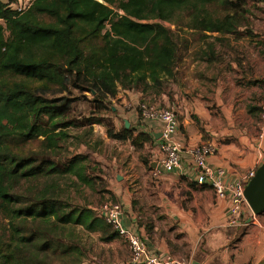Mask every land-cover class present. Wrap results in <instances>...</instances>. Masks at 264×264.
I'll use <instances>...</instances> for the list:
<instances>
[{"label":"trees","instance_id":"16d2710c","mask_svg":"<svg viewBox=\"0 0 264 264\" xmlns=\"http://www.w3.org/2000/svg\"><path fill=\"white\" fill-rule=\"evenodd\" d=\"M18 2L0 0L1 208L7 215L110 230L92 208L62 205L60 186L53 183L45 184L38 203L12 208L21 200L12 192L13 184L22 179L46 182L69 175L82 185L97 183L88 154L75 153L63 165L52 158L72 137L69 129L79 126L70 118L75 98L68 93L72 88L90 93L102 110L110 108L120 88L160 92L176 78L181 60L173 26L195 30L204 40L209 33H235L247 23L243 20L250 9L244 0H33L27 8H14ZM108 128L109 136L132 137L130 129L115 134ZM115 237L112 229L103 239ZM43 241L41 247L54 252L60 246L65 254L74 251L58 242L53 248L48 238ZM16 254V247H0V264H11Z\"/></svg>","mask_w":264,"mask_h":264},{"label":"crops","instance_id":"0c3cea01","mask_svg":"<svg viewBox=\"0 0 264 264\" xmlns=\"http://www.w3.org/2000/svg\"><path fill=\"white\" fill-rule=\"evenodd\" d=\"M259 5L256 25L250 31L243 28L241 37L209 33V38L189 47L186 56L191 61L177 76L174 89L144 92L120 88L111 99L109 114L104 115L110 119L108 125H88L96 127L92 131H97L95 136L104 145L103 151L99 145L93 153H81L88 154L96 167L91 173L97 183L90 187L72 178L82 187L102 192L106 199L121 202L125 226L140 233L159 256L177 255L190 264H264V213L247 225H230L231 200L197 184L193 159L186 150L213 141L217 153L208 162L225 168L229 180L243 177L264 162V140L259 136L263 100L252 98L258 88L264 91V2ZM234 44L239 45L237 59L226 55ZM145 100L161 107H179L180 126L174 138L185 147L183 164L159 178L152 176V168L161 155L160 138L156 137L161 123L141 118L139 105ZM108 127L115 134L130 129L132 137L109 136ZM106 165L114 178L108 176ZM102 240L123 244L122 257L129 255L127 244L119 237ZM120 256L119 249H113L114 264L124 263Z\"/></svg>","mask_w":264,"mask_h":264},{"label":"rangeland","instance_id":"374dc122","mask_svg":"<svg viewBox=\"0 0 264 264\" xmlns=\"http://www.w3.org/2000/svg\"><path fill=\"white\" fill-rule=\"evenodd\" d=\"M32 1L33 0H19L17 4H13V7L24 9L27 8ZM244 2V7L250 9V12L245 16L246 19L243 20L244 23H247L240 26L235 33H228L232 35L231 37H241L243 28L248 27V31H250L252 29L251 26L256 25L257 16L260 12L258 10L260 7L259 3L264 2V0H244ZM173 29L175 31L176 39L180 45L181 60L178 65L179 70L176 75V78H178L181 76L182 68L186 67L189 60L191 61L190 55L186 56L187 50L191 46H196L197 42L202 38L200 33L195 30L188 29L185 26H173ZM221 48L222 46L220 49ZM231 49H233V51H230ZM230 50L226 55L231 59H237L239 54V45H230ZM252 58L254 57L252 56ZM261 77L264 79V74H261ZM176 78L167 81L165 86L166 90L174 89L177 83ZM56 93L57 92H53V94ZM68 96L75 98L70 118L76 121L79 126L71 127L69 129L72 137L66 141L60 151L52 155L53 160L60 165H63L75 153H88L87 151L89 150L93 153L99 145V148L102 146L104 147L103 142L102 145L101 142H99L100 138L95 136L97 131H92L93 128L95 129L96 127L92 128L88 125L91 121H93V119H101L102 122H106L105 125H108L110 121L108 117H104V115L109 114V108L98 110V108H96V103L93 100V96L90 93H82L79 90L72 88V92L71 94L68 93ZM252 98L263 100L261 107H264L263 89L258 88V90L253 93ZM169 107L174 108L172 104H170ZM175 108H178L179 110L178 106ZM103 147L100 151H103ZM109 152L110 149L106 148V154ZM92 153L89 154L92 156ZM104 156L107 160H109L106 155ZM105 170L110 179L114 178L112 177V170L108 167V165H106ZM51 183L60 186V191L58 190L57 193L58 200L62 205L69 209L79 207L82 208L89 205H91V207H98L104 201L111 200L106 199L105 194L103 195L102 192L97 193L95 190L82 187L69 175H56L49 177L46 182H44L43 178L22 179L15 182L13 184L12 192L19 193L21 200L13 203L12 208L17 209L38 203L39 199L37 196L40 191L44 188L45 184ZM100 185L103 190L105 183ZM13 213L14 214L7 215L5 211L3 212L0 200L1 251L14 247H16L17 251L16 258L11 264H78V262L80 263L82 260L88 264H114L117 263V259L113 257V249H119L121 252L119 260L124 262L122 264H130V252L125 258L122 257L125 253V247H123V244L113 245L112 242L102 240L103 237L112 233V229H107L106 231H88L79 225L57 223L55 218L43 220L30 215H16L15 212ZM33 233H36L37 235L32 238L30 234ZM47 238L53 240L51 246L53 248H55V242H58L64 244L65 246L74 247V251L69 254H65L63 253L64 246H60L61 248H59L57 252H54L50 247H41L44 242L43 240Z\"/></svg>","mask_w":264,"mask_h":264},{"label":"built area","instance_id":"2783aa9c","mask_svg":"<svg viewBox=\"0 0 264 264\" xmlns=\"http://www.w3.org/2000/svg\"><path fill=\"white\" fill-rule=\"evenodd\" d=\"M117 12L119 14L124 13L118 9ZM108 28H110V23L106 25V29ZM139 112L143 120H153L161 123L159 143L161 155L156 161V166L152 168V176L159 178L164 171L180 169L183 164V150L185 147L174 138L180 126L178 110L175 107H161L145 100L140 103ZM259 136L261 140H264V108L261 113ZM186 150L193 159L197 184L209 186L215 191L217 197L231 200L228 214L229 224L232 226L247 225L251 219L252 221L255 220L257 215L248 204L245 190L259 166L250 170L241 178L229 180L225 168L213 167L208 162V158L217 153V145L213 141H204L190 146ZM94 210L127 244L130 252V264H190L189 261L177 255L159 256L151 251L144 237L123 223V205L121 202L107 200L95 207Z\"/></svg>","mask_w":264,"mask_h":264},{"label":"water","instance_id":"95a60500","mask_svg":"<svg viewBox=\"0 0 264 264\" xmlns=\"http://www.w3.org/2000/svg\"><path fill=\"white\" fill-rule=\"evenodd\" d=\"M129 127V122H126ZM157 138L161 137V132L156 134ZM245 196L249 206L256 215L264 213V162L257 168L255 176L246 186Z\"/></svg>","mask_w":264,"mask_h":264}]
</instances>
